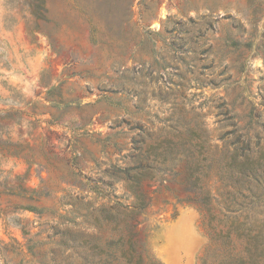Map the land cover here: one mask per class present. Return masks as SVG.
I'll list each match as a JSON object with an SVG mask.
<instances>
[{
  "label": "rangeland",
  "instance_id": "374dc122",
  "mask_svg": "<svg viewBox=\"0 0 264 264\" xmlns=\"http://www.w3.org/2000/svg\"><path fill=\"white\" fill-rule=\"evenodd\" d=\"M197 124L214 157L239 136L264 154V0H0V264H120L103 211L132 204L140 166L134 238L202 264V216L165 190L187 195L183 148L157 156Z\"/></svg>",
  "mask_w": 264,
  "mask_h": 264
},
{
  "label": "trees",
  "instance_id": "16d2710c",
  "mask_svg": "<svg viewBox=\"0 0 264 264\" xmlns=\"http://www.w3.org/2000/svg\"><path fill=\"white\" fill-rule=\"evenodd\" d=\"M230 41L236 49L242 47L234 39ZM183 134L178 142L168 141L157 156H163V161H169L168 155L175 154L176 157L171 161H181L175 149L183 148L182 156L186 167L183 173L177 175L183 176L182 185L185 186L187 195L183 199L180 197L181 192L169 186H165V190L174 194L178 203L194 206L202 216V228L209 239L202 264H264V217H259L264 215V154L261 151L258 157L252 155L249 142L239 136L225 144L220 157H214L209 152L210 145L202 126L188 125L184 127ZM138 169L134 174L131 169L127 171V188L134 198L132 204L107 207L103 214L107 226L114 224L119 231L117 243L120 264H157L146 245L134 238V229L143 224L139 216L149 207L142 183L151 169L143 166ZM212 171H215L219 179L218 194L229 212L225 214V220H220L213 213L212 201L218 204V200L210 195L205 185V180ZM215 222L224 223V228L219 229ZM234 238L244 245L243 252H237ZM111 245L112 243L108 244L109 249L106 251L108 258H111Z\"/></svg>",
  "mask_w": 264,
  "mask_h": 264
}]
</instances>
